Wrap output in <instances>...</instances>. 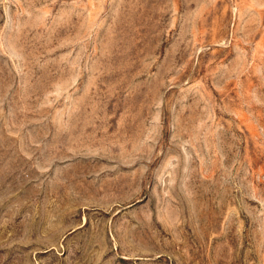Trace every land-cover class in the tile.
I'll return each mask as SVG.
<instances>
[{"label": "rangeland", "instance_id": "1", "mask_svg": "<svg viewBox=\"0 0 264 264\" xmlns=\"http://www.w3.org/2000/svg\"><path fill=\"white\" fill-rule=\"evenodd\" d=\"M0 264H264V0H0Z\"/></svg>", "mask_w": 264, "mask_h": 264}]
</instances>
